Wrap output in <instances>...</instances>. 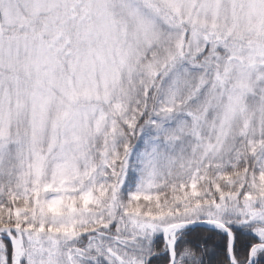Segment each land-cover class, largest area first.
Instances as JSON below:
<instances>
[{"label":"snow or ice","instance_id":"obj_1","mask_svg":"<svg viewBox=\"0 0 264 264\" xmlns=\"http://www.w3.org/2000/svg\"><path fill=\"white\" fill-rule=\"evenodd\" d=\"M0 264H264V0H0Z\"/></svg>","mask_w":264,"mask_h":264}]
</instances>
